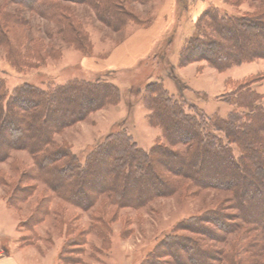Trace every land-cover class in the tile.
I'll return each instance as SVG.
<instances>
[{"label":"rangeland","instance_id":"1","mask_svg":"<svg viewBox=\"0 0 264 264\" xmlns=\"http://www.w3.org/2000/svg\"><path fill=\"white\" fill-rule=\"evenodd\" d=\"M40 3L39 9L31 11L0 0L4 36L0 79L8 92L14 94L25 84L47 90L82 79L105 81L120 93L118 103L95 110L51 135V143L45 147L49 152L68 148L83 161L99 141L124 127L144 151L159 144L173 154H184V145H170L161 129L150 125L152 114L142 95L151 82L161 83L172 97L185 101V112H192L193 107L208 118L227 117L233 108L227 99L237 88H250L264 101V58L225 70L216 69L194 51L179 61L186 43L200 38L203 25L212 33L209 6L228 15L252 17L264 12V0ZM150 28L161 32L148 57L128 68L102 66L128 37ZM232 45L220 49L226 51ZM231 148L235 154L239 152L236 146ZM61 163V158L55 162ZM38 165L37 158L25 149L10 151L0 160V264H264V232L242 217L256 220L262 212L264 215V186L259 197L240 199L236 207L228 189L199 186L164 171L169 186L175 188L170 195L155 193L144 206H117L108 194L100 193L94 196L92 207L81 208L47 187ZM223 167L227 169L225 162ZM254 176L261 177L249 170L244 179ZM261 180L264 182L263 177ZM242 186L240 181V193L246 190ZM238 206L246 210L244 214ZM211 214L216 215L215 220H225L226 228L207 222ZM193 216L199 220H191ZM177 223L181 227L173 234L191 240L190 244L184 250L164 242L158 246ZM190 248L197 253L191 256ZM170 250L177 255H170Z\"/></svg>","mask_w":264,"mask_h":264},{"label":"trees","instance_id":"2","mask_svg":"<svg viewBox=\"0 0 264 264\" xmlns=\"http://www.w3.org/2000/svg\"><path fill=\"white\" fill-rule=\"evenodd\" d=\"M10 1L34 11L42 0ZM208 14L213 22V28L209 27L212 33L203 25L200 38L187 42L180 52V62L193 51L218 70L264 58L263 11L252 17H237L209 6ZM3 38L0 31V42H4ZM229 44L233 45L226 51L220 49ZM142 96L152 114L150 125L159 127L162 138L170 145H184V154H173L159 144L144 151L123 127L99 141L81 161L68 148L49 152L45 147L57 131L95 110L118 103V88L105 81L75 79L47 90L25 84L10 94L0 79V160H5L15 149L27 150L37 158L46 186L68 203L82 205L81 208L92 207L94 196L100 193L108 194L117 206H144L155 193L170 195L175 188L169 186V179L161 173L164 171L199 186L228 189L236 207L240 199L260 196L258 193L264 186L261 180L264 178V101L260 94L250 88H237L227 99L233 108L226 118H208L193 107L192 112H185L186 102L172 97L159 82L148 83ZM233 145L239 151L237 154L231 148ZM60 158L62 163L55 164ZM249 170L257 171L261 177L244 179ZM209 173L213 177L210 180ZM240 181L246 188L243 193L237 187ZM238 209L242 214L246 211L242 206ZM260 215L264 216L263 212ZM261 216L256 220L242 217L247 224L264 232ZM211 217L207 222L212 220L217 227L226 228L225 220H215V214ZM197 218L193 216L191 220ZM180 225L177 223L157 245L164 242L168 247L179 245L184 250L191 240L173 234ZM190 250L191 256L197 253Z\"/></svg>","mask_w":264,"mask_h":264},{"label":"crops","instance_id":"3","mask_svg":"<svg viewBox=\"0 0 264 264\" xmlns=\"http://www.w3.org/2000/svg\"><path fill=\"white\" fill-rule=\"evenodd\" d=\"M160 32V29L154 28L137 31L113 49L110 56L102 63V66H113V68L134 66L138 61L150 55ZM83 68L87 69L86 66H83Z\"/></svg>","mask_w":264,"mask_h":264}]
</instances>
